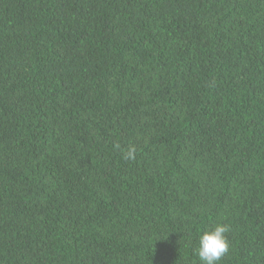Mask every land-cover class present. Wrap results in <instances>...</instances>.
Instances as JSON below:
<instances>
[{
	"label": "trees",
	"instance_id": "obj_1",
	"mask_svg": "<svg viewBox=\"0 0 264 264\" xmlns=\"http://www.w3.org/2000/svg\"><path fill=\"white\" fill-rule=\"evenodd\" d=\"M216 224L264 264V0H0V264H201Z\"/></svg>",
	"mask_w": 264,
	"mask_h": 264
},
{
	"label": "clouds",
	"instance_id": "obj_2",
	"mask_svg": "<svg viewBox=\"0 0 264 264\" xmlns=\"http://www.w3.org/2000/svg\"><path fill=\"white\" fill-rule=\"evenodd\" d=\"M135 155V146H130L124 155V159H135ZM229 230L230 228L226 224H216L212 230L205 231L200 235L197 254L201 264H218L229 251L230 241L225 235Z\"/></svg>",
	"mask_w": 264,
	"mask_h": 264
}]
</instances>
